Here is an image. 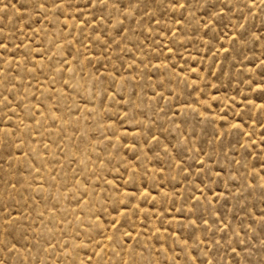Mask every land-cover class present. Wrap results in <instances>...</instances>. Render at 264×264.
Segmentation results:
<instances>
[{
    "label": "rangeland",
    "instance_id": "obj_1",
    "mask_svg": "<svg viewBox=\"0 0 264 264\" xmlns=\"http://www.w3.org/2000/svg\"><path fill=\"white\" fill-rule=\"evenodd\" d=\"M0 264H264V0H0Z\"/></svg>",
    "mask_w": 264,
    "mask_h": 264
}]
</instances>
